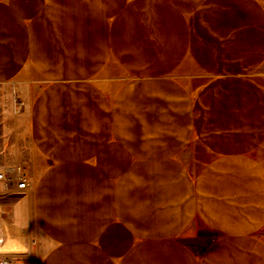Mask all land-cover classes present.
<instances>
[{"label": "crops", "instance_id": "0c3cea01", "mask_svg": "<svg viewBox=\"0 0 264 264\" xmlns=\"http://www.w3.org/2000/svg\"><path fill=\"white\" fill-rule=\"evenodd\" d=\"M194 2L162 0L158 5L164 8L158 22L161 52L144 44L147 52L120 56L142 74L131 78L109 108V140L120 154L108 149L105 156L123 164L115 181L102 179L99 165H85L91 155L84 144V95L70 98L77 121L76 127L62 130L64 152L47 147L59 135L52 122H38L39 131L34 125L33 140H45L46 155L65 162L50 166L32 192L34 218L55 243L45 264H264V87L248 74L228 70L193 95L200 55L195 48L189 53L196 40L181 13L196 8ZM46 6L45 0H0V78L12 79L15 86L68 75L44 68L53 54L49 46L40 60L36 37L23 43L16 38V17L25 22L35 18L31 8ZM21 8L28 10L22 15ZM221 23L241 33L223 61L255 68L260 48L254 32L260 22L249 20L240 8L234 16H222ZM113 26L108 50L117 47ZM30 51L44 70L22 68ZM154 67L158 71L152 74ZM176 71L189 82L176 77ZM50 93L52 88L44 90L34 109H45L47 115L48 102L52 110L58 100ZM87 123L98 129L95 121ZM197 137L209 157L198 167L187 162V147ZM91 170L83 178L82 172ZM195 220L216 236L200 256L182 239Z\"/></svg>", "mask_w": 264, "mask_h": 264}, {"label": "rangeland", "instance_id": "374dc122", "mask_svg": "<svg viewBox=\"0 0 264 264\" xmlns=\"http://www.w3.org/2000/svg\"><path fill=\"white\" fill-rule=\"evenodd\" d=\"M45 1L46 7L31 8L35 11V18H28L24 22L23 19L16 17V33H18L16 38H21L23 43L31 40V36L34 39L36 37L39 43L36 46V55L40 60H44L46 45L49 46L53 54L47 63L49 65L44 68L56 74L65 72L68 75L54 76L51 78L52 81L41 77V82L32 84L24 81L19 86H15L12 79L0 78V168L20 163L31 182V189L27 194L10 195L0 186V207L3 208V214L0 216V264H45L50 251L55 247V243L42 230L43 222L34 218L32 192L50 166L65 164L63 160L58 163L59 158L46 155L45 150L48 146H54L61 153L67 147V143L61 140L62 130L74 127L77 121L76 113L72 109L76 108V104L70 98L74 99L75 93L84 95V144L85 151L90 152L91 155L85 157V165L93 166L94 169L100 167L103 171L102 179L111 184L123 164L119 159L116 162L115 157L109 161V156H105L110 150L114 155L117 152V157L120 154L118 148H115L109 140V108L117 93L131 78L136 74H142L139 66L136 67L134 62L131 63L132 60L127 61L120 56L139 53L141 49L147 52L144 44L151 46L155 52L157 51L156 53L160 50L158 42L161 30L158 22L162 19L164 8L158 5L162 6L160 4L162 0ZM180 1L184 3L185 0ZM196 1L194 2L196 8L188 7L181 13L182 20L187 21L186 26L190 27V32L196 40L189 53H194L193 48H195L197 55H200L197 57L195 79L191 81L193 95H196L214 75L226 73L228 70L248 74L264 87L263 3L260 5L259 0ZM184 4L188 5L187 2ZM240 8L249 20L260 22L259 28L257 27L254 32L260 48V53H256L258 59L256 62L259 64L252 70L238 67L236 62L223 61L226 55H229L227 53L232 52V46L235 44L238 46V36L241 33L235 28H222L221 17L234 16L236 10ZM252 8H259L260 13L258 9L256 10L259 14L254 13ZM24 9L28 10V8L19 9L22 15ZM114 23L117 26V47L108 50V37ZM26 26L29 28L27 29ZM245 47L248 51L249 46ZM21 48L23 53L25 46ZM29 49L31 50V46ZM42 63L46 62L42 61ZM21 66L29 70L39 68L44 70L35 63L31 51L26 53V60L22 61ZM157 71V67H154L152 74ZM173 74H177L178 78L181 76V80L185 79L184 82H189L188 77L182 78L180 71ZM50 88H52L50 94L58 100L54 102L52 110L48 102L46 115L45 109L43 111L39 108L34 109V104L42 92ZM80 113L79 110V117ZM40 121L47 125L52 122L59 133L56 137L53 135L51 141H47V147L45 140H38L36 143L32 138L34 125L37 126L38 131L40 130L38 123ZM89 121L98 124L95 132L90 129L91 125L87 123ZM187 148L189 152L187 162H195L198 167L209 159L198 137L193 138ZM93 150L99 152V155H92ZM92 173V170L85 171L82 172V176ZM215 237L207 232L199 220H195L192 229L182 235V239L197 250L198 256L202 255ZM261 237L264 239V229ZM14 242L19 248L16 251L12 250Z\"/></svg>", "mask_w": 264, "mask_h": 264}, {"label": "built area", "instance_id": "2783aa9c", "mask_svg": "<svg viewBox=\"0 0 264 264\" xmlns=\"http://www.w3.org/2000/svg\"><path fill=\"white\" fill-rule=\"evenodd\" d=\"M262 9L264 10V3ZM0 186L10 195L27 194L31 189V182L22 165L16 163L0 168Z\"/></svg>", "mask_w": 264, "mask_h": 264}, {"label": "bare ground", "instance_id": "6f19581e", "mask_svg": "<svg viewBox=\"0 0 264 264\" xmlns=\"http://www.w3.org/2000/svg\"><path fill=\"white\" fill-rule=\"evenodd\" d=\"M2 214H3V211H1L0 212V216H2ZM4 220V219H3ZM5 226V225H4ZM8 231V230H7ZM21 240V239H20ZM22 241V240H21ZM10 243V242H9ZM12 243V242H11ZM8 246V245H7ZM22 246V245H21ZM23 247V246H22ZM10 248V247H9ZM19 248H18V246H17V243L16 242H14L13 244H12V250L13 251H16V250H18Z\"/></svg>", "mask_w": 264, "mask_h": 264}]
</instances>
